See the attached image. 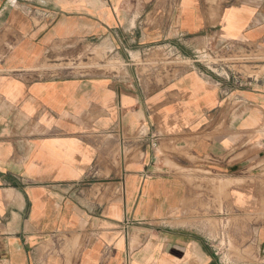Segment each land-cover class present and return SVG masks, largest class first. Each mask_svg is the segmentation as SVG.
<instances>
[{
  "label": "crops",
  "instance_id": "crops-1",
  "mask_svg": "<svg viewBox=\"0 0 264 264\" xmlns=\"http://www.w3.org/2000/svg\"><path fill=\"white\" fill-rule=\"evenodd\" d=\"M0 264H264V0H0Z\"/></svg>",
  "mask_w": 264,
  "mask_h": 264
},
{
  "label": "rangeland",
  "instance_id": "rangeland-1",
  "mask_svg": "<svg viewBox=\"0 0 264 264\" xmlns=\"http://www.w3.org/2000/svg\"><path fill=\"white\" fill-rule=\"evenodd\" d=\"M202 52H200V53H195V56L194 57H196V59H198L200 62H204L205 61V63H207V64H218V57L216 56V57H214V56H211V55H204V54H206L205 52H204V54L203 55H200ZM105 58V57H104ZM104 58H103V60H104ZM184 60V59H183ZM85 61H88V56H85V57H81V62H80V67H81V70H83L82 68H86V69H88V63H84ZM177 62H179V63H181V60L180 59H177L176 60ZM92 66H94V65H92ZM85 70V69H84ZM260 259H258V261H259Z\"/></svg>",
  "mask_w": 264,
  "mask_h": 264
},
{
  "label": "built area",
  "instance_id": "built-area-1",
  "mask_svg": "<svg viewBox=\"0 0 264 264\" xmlns=\"http://www.w3.org/2000/svg\"><path fill=\"white\" fill-rule=\"evenodd\" d=\"M194 61L195 62H200L198 59H196V57H195ZM203 63H205V61ZM224 77L229 78L228 75L227 76L224 75ZM235 85H236V87H241L242 88V87L248 86L249 83L247 81L235 80Z\"/></svg>",
  "mask_w": 264,
  "mask_h": 264
}]
</instances>
